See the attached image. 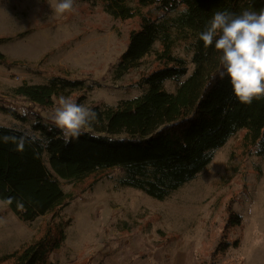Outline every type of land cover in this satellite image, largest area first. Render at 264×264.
<instances>
[{
	"label": "trees",
	"instance_id": "16d2710c",
	"mask_svg": "<svg viewBox=\"0 0 264 264\" xmlns=\"http://www.w3.org/2000/svg\"><path fill=\"white\" fill-rule=\"evenodd\" d=\"M78 1L99 2L115 20L138 21L118 58L115 79L139 68L148 56L157 67L134 83L139 96L115 106L89 107L97 114L92 130L67 145L53 119L41 111L51 108L59 97L82 90L84 80L57 75L42 84L13 88L12 95L28 104L25 114L0 99V113L28 124L26 131L0 126V202L13 197L11 204H3L23 223L45 217L32 239L0 256V264H50L49 257L64 242L69 225L59 220V213L76 199L74 192L63 191L60 181L77 187L93 178L91 188L97 176L117 169L121 173L118 186L164 201L203 172L214 152L239 132H243V150L264 156V98L250 105L240 103L228 77L217 75L223 70L221 53L214 43L205 48L199 39L215 12L259 13L264 0ZM4 41L8 39L0 44ZM179 48L185 49L188 61L175 53ZM0 64H7L1 52ZM188 65L192 70L187 76ZM182 78L174 92L165 89V82ZM240 223L241 218L231 212L226 228ZM237 244L220 243L215 251Z\"/></svg>",
	"mask_w": 264,
	"mask_h": 264
},
{
	"label": "rangeland",
	"instance_id": "374dc122",
	"mask_svg": "<svg viewBox=\"0 0 264 264\" xmlns=\"http://www.w3.org/2000/svg\"><path fill=\"white\" fill-rule=\"evenodd\" d=\"M58 0H0V99L25 114L28 105L12 95L23 84H42L52 76L84 80L82 90L70 98L84 107L115 106L121 100L140 95L134 83L157 67L152 56L139 68L115 79L118 58L127 45L128 34L137 29V20H115L99 4L75 0V12L57 16ZM29 34L18 38L17 35ZM186 58L185 49L175 51ZM188 74L192 66L188 65ZM186 76V77H187ZM177 81L164 87L174 92ZM58 107L41 111L53 117ZM0 126L28 130L0 113ZM243 132L214 152L211 163L193 181L164 201L117 185L121 175L111 169L77 187L60 181L64 192L76 199L59 213L68 221L66 238L49 257L50 264H264V156L241 148ZM241 223L226 228L230 213ZM0 256L27 243L45 217L23 223L0 202ZM216 252L220 243L231 244ZM227 245V246H228Z\"/></svg>",
	"mask_w": 264,
	"mask_h": 264
},
{
	"label": "clouds",
	"instance_id": "9594fccd",
	"mask_svg": "<svg viewBox=\"0 0 264 264\" xmlns=\"http://www.w3.org/2000/svg\"><path fill=\"white\" fill-rule=\"evenodd\" d=\"M74 3L75 0H58L54 9L56 15L75 12ZM199 39L205 48L214 43L215 49L221 53L223 70L217 75L220 79L228 77L232 92L240 103L250 105L254 100L264 98V10L259 13L244 10L240 15L227 10L217 11ZM52 119L62 131L67 145L92 130L97 114L61 96ZM13 200L9 197L3 203L11 204ZM17 207L25 210L22 202H17ZM4 223L5 220L0 218V225Z\"/></svg>",
	"mask_w": 264,
	"mask_h": 264
}]
</instances>
